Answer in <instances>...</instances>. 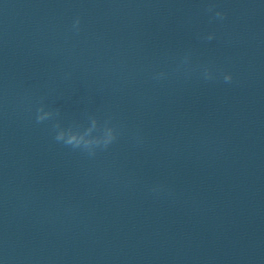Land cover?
<instances>
[{
  "label": "water",
  "instance_id": "1",
  "mask_svg": "<svg viewBox=\"0 0 264 264\" xmlns=\"http://www.w3.org/2000/svg\"><path fill=\"white\" fill-rule=\"evenodd\" d=\"M0 264H264V0H0Z\"/></svg>",
  "mask_w": 264,
  "mask_h": 264
},
{
  "label": "clouds",
  "instance_id": "2",
  "mask_svg": "<svg viewBox=\"0 0 264 264\" xmlns=\"http://www.w3.org/2000/svg\"><path fill=\"white\" fill-rule=\"evenodd\" d=\"M208 12L213 13V19L224 20L226 18V13L223 10L214 9L209 6ZM81 20L80 17H76L72 24V29L77 33L80 31ZM215 34H209L204 39L211 41L214 39ZM188 56H185L184 63L187 64ZM202 72L204 78L207 80L214 79L212 70L209 66H203ZM165 74L159 73L157 78H163ZM233 77L230 73L223 74V80L225 83H230ZM60 116V110L58 108H47L43 103L40 104L36 109L35 121L37 124L44 123L45 121H55L53 124V129L55 130L54 139L57 142H62L65 146H70L73 150H80L86 153L89 157H94L96 155V150L107 149L112 145L117 139V131L114 125H111V120L106 119L102 126V134L92 135L100 127V121L97 116L90 115L88 117L90 125L84 130L79 131V126H69L67 128L62 127L58 119ZM154 192L161 191L162 186H157L152 189Z\"/></svg>",
  "mask_w": 264,
  "mask_h": 264
}]
</instances>
